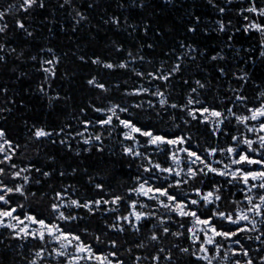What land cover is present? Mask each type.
I'll list each match as a JSON object with an SVG mask.
<instances>
[{
  "label": "snow or ice",
  "instance_id": "snow-or-ice-1",
  "mask_svg": "<svg viewBox=\"0 0 264 264\" xmlns=\"http://www.w3.org/2000/svg\"><path fill=\"white\" fill-rule=\"evenodd\" d=\"M49 2L12 0L0 6V63L6 65L10 54L17 59L25 56L29 46L24 38L33 39L35 34L27 18L37 8L46 9ZM69 4L74 9L76 24L88 19L73 0H63L59 7ZM93 6L94 0L88 4L89 8ZM131 6L148 7L145 0L139 3L131 0ZM119 7L129 5L120 0ZM218 11L223 13L227 9L218 7ZM237 11L264 18V3L249 0L247 8ZM199 19L197 16L196 22ZM243 20L246 21L243 31L260 33V55L264 57V19L245 14ZM109 22L121 27L120 17L115 14L104 21ZM196 22L190 23L186 30L196 31ZM144 24L147 32L149 21ZM217 25V31H225L232 21L219 20ZM131 27L135 31V25ZM18 33L23 34L19 38L23 47L13 46ZM112 43L116 51L124 50L122 43ZM179 46L186 51L179 53L170 65L161 61L149 71L129 63L145 60L138 54L144 47L142 44L135 52L127 49L125 58L118 63L99 55L91 58L81 55V61L90 59L102 70H129L140 81L122 89L124 99L120 102L108 99L98 106L89 99L72 117L76 126L66 121L55 127L32 124L26 128L22 142L10 137L7 129L0 126V230H3L0 243L6 239L9 243L36 242L30 249V258L25 257L26 264H264V90L250 99L240 94L243 83L237 88L230 83L235 101L243 103L242 111L234 110L235 104L223 107L204 100L201 90L209 88L211 82L201 79L193 78L195 86L188 88L183 102L173 98L170 89L172 81L184 70L182 58L195 59L197 49L195 44L186 45L183 41ZM39 51L53 53L52 48ZM218 58L223 59L222 53L210 57L213 61ZM27 59L38 61V70L43 74L37 90L48 96L50 104L59 99V91L50 94L45 86L56 75L59 57L31 54ZM217 71L227 75L223 66H218ZM232 75L237 81L250 79L242 68ZM181 79L188 84L187 78ZM86 83L101 94L112 91L109 81L97 74L90 75ZM115 87L120 88L119 80L115 81ZM8 91L7 85L0 87V93ZM6 111L11 109L0 108V112ZM194 122L210 129L214 136L223 133L230 141L224 146L219 142L201 144L195 138L198 132L194 136ZM230 123L235 124L234 133L228 127ZM241 126L245 131H240ZM113 132L117 133L120 154L129 160L128 167L136 165V174L118 187L98 181L95 177L99 174L95 172L87 176L91 191L55 182L45 187L46 178L56 175L63 178L66 171L61 169L57 173L50 167L45 170L27 157L29 149L38 155L43 142L58 144L79 155L82 149L73 147V139L88 146L83 151L94 148L99 154L104 151L106 136L113 138ZM109 151L116 155L112 149ZM18 158H22L19 163ZM54 159L47 156L49 161ZM80 171L88 170L71 168L72 173ZM210 175L222 179L209 183ZM237 186L239 198L233 191Z\"/></svg>",
  "mask_w": 264,
  "mask_h": 264
},
{
  "label": "trees",
  "instance_id": "trees-1",
  "mask_svg": "<svg viewBox=\"0 0 264 264\" xmlns=\"http://www.w3.org/2000/svg\"><path fill=\"white\" fill-rule=\"evenodd\" d=\"M9 2L12 0H0V6ZM61 3L63 0H50L46 9H35L27 18L30 27L35 28V34L33 39L24 38V43L29 46L25 49V56L17 59L15 54H10L6 65L0 63V87L7 85L9 89L7 94L0 93V108L11 109L10 112H0V117H3L0 119V126L5 127L8 135L13 139L22 142L27 135L26 128L31 127L32 124L43 123L55 127L63 126L62 121H66L76 126V121L72 117L78 114L80 106L87 105L89 99L98 106H103L108 99L120 102L124 99L122 89L136 86L140 81V78L129 70L119 68L102 70L100 66L92 64L90 59L81 61L79 59L81 55L89 58L99 55L102 58H111L113 62L118 63L120 59L125 58L127 49L131 48L135 52L142 44L144 47L138 54L143 55L145 60L129 61V63L149 71L158 66L161 61L170 65L179 53L185 52L186 49L179 46L183 41L186 45L195 44L197 49L195 59L182 58L184 70L172 81L170 89L173 98L183 102L188 88L195 86L193 78L201 79L211 82L209 88L201 90L204 100L223 107L235 104L234 110L242 111L243 103L235 101V93L229 88L230 83L232 88H237L243 83L244 88L241 89L240 94L250 99H254L256 93L264 90V57L260 55L262 46L259 43L261 35L255 30L245 32L242 28L246 23L243 20L245 14L252 18H264L252 13L241 14L237 11L241 7L247 8L249 0H215V3L212 0H145L148 7L143 9L131 6V0H124V3L129 5L127 8L119 7L120 0H94L92 8H89L88 4L93 3V0H73L76 8L88 17L79 24H76L73 19L75 12L72 6L69 4L60 8ZM257 3H264V0H257ZM217 6L227 11L221 13ZM111 14L120 17V28L111 22L104 23ZM197 16L200 17L198 22H196ZM125 17H127V23H125ZM145 20H148L150 24L147 32L144 30ZM219 20L225 22L231 20L232 25H229L225 31H217ZM11 21L12 18L9 17L10 24ZM193 22L197 23L196 31L188 32L187 26ZM131 25H135V31ZM205 28L208 29L207 32L203 31ZM233 28L240 30L233 31ZM9 31L11 32L12 29L10 28ZM22 35V33L17 34L14 47L17 44L23 47L19 39ZM228 36H232L233 39L229 40ZM113 41L122 43L124 50L116 51ZM149 44L155 46L149 48ZM40 48H52L53 53L46 51L42 53L39 51ZM216 52L222 53L223 59L211 60L210 57ZM31 54L47 58H52L53 55L59 57L56 75L50 77L45 85L50 94L56 91L61 93V97L53 100L51 104L48 96L37 90V84L41 82L43 74L38 70V61L27 59V56ZM218 66L227 69L226 76L217 71ZM241 68L249 73L250 79L247 82L237 81L232 75L233 71ZM92 74H97L109 81L112 91L101 94L99 90L88 85L86 81ZM181 77L187 78L188 84H184ZM116 80L120 81L119 89L115 87ZM125 81H127L126 84ZM257 81L259 83H256ZM145 83L152 82L145 81ZM20 100L24 103L20 104ZM92 115L90 109L89 116ZM95 115L102 116L99 113ZM228 127L233 133L236 131L234 123H230ZM193 132L194 136L198 132L199 135L195 138L200 139L201 144L215 145L219 142L221 146H224L230 141V137H226L223 133L214 136L210 129L197 125L195 122ZM112 137L106 136L104 151L99 154L94 148L91 151H83V148L88 146L84 145L83 141L77 144L73 139L71 141L73 147L82 149L79 155L58 144L43 142L40 144L41 152L38 155L29 149L27 157L37 166H44L45 170L50 167L56 169L57 173L61 169L66 171L63 178L58 175L52 179L46 178L45 187L55 182L77 185L82 190L91 191L87 176L94 172L99 174L95 177L98 181L118 187L128 182L131 175L136 174V165L128 167L129 160L119 152L117 133L113 132ZM32 147L35 148L36 145L33 144ZM109 149L115 151L116 155H112ZM49 155L54 156L55 159L47 160ZM20 159L22 158L17 159L18 163ZM77 166L81 170L88 171L72 173L71 168ZM220 179L222 178L211 175L207 177L209 183ZM239 195L237 194V198ZM34 243L36 242L19 240L9 243L6 239L4 243H0V264H26L25 257L30 258V249ZM5 244L9 246L5 247Z\"/></svg>",
  "mask_w": 264,
  "mask_h": 264
},
{
  "label": "rangeland",
  "instance_id": "rangeland-1",
  "mask_svg": "<svg viewBox=\"0 0 264 264\" xmlns=\"http://www.w3.org/2000/svg\"><path fill=\"white\" fill-rule=\"evenodd\" d=\"M240 131H245V129L241 126ZM223 158V157H221ZM240 186H237L236 188L233 189L234 192H236L238 195L240 194V190H239Z\"/></svg>",
  "mask_w": 264,
  "mask_h": 264
}]
</instances>
